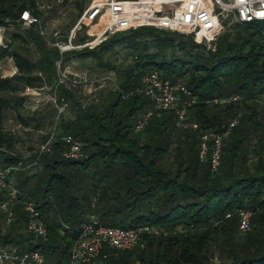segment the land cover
Here are the masks:
<instances>
[{
  "label": "trees",
  "instance_id": "obj_1",
  "mask_svg": "<svg viewBox=\"0 0 264 264\" xmlns=\"http://www.w3.org/2000/svg\"><path fill=\"white\" fill-rule=\"evenodd\" d=\"M76 9L79 13L74 23L84 6L77 3ZM26 10L41 16L38 0H0V28L21 26L19 21ZM224 24L215 51L194 36L153 27L120 32L93 50L73 51L63 57L58 49H39L38 61L15 47L19 41L26 42L24 37L13 35L7 40L0 47V66L12 59L17 73L8 78L0 76V169L21 162L4 150L13 146L4 128L5 116L24 108L25 99L17 95L27 89L56 87L59 63L71 58L121 72L113 60L126 51L131 64L122 71L119 91L88 105L64 86H57L55 111L70 102L74 117L63 118L53 133L56 140L50 151L34 159L36 165L40 161L42 172L18 179V189L38 203L49 240L30 243L23 206L16 204L11 225H6L0 213V245L40 250L46 256L59 252L65 241L60 263L65 264L79 227L95 215L106 226L128 229L147 225L162 233L144 236L130 251L108 249L106 258L92 264H213L211 248L218 232L231 236L234 230L239 231L238 213L250 209L255 213L251 231L242 234L227 264H264V22ZM23 29L34 42L43 40L36 27ZM86 39L79 38V42ZM153 71L162 72L192 92L198 103L189 108L193 112L190 119L206 130L223 132L233 114L242 107L246 111L225 142L218 173L213 174L209 163L200 160L196 131L184 129L180 143L176 140L173 112L155 111L146 129L135 132L141 115L154 110V105L148 97L134 92L141 77ZM235 96L241 100L219 115L212 113L214 101ZM257 102L262 104L259 111ZM21 121L29 126L23 118ZM66 135L82 143L81 160L64 158L68 148L62 137ZM49 139L45 138L46 143ZM172 155L175 160L167 165ZM6 199L7 190L0 191V204ZM62 223L74 233L64 234Z\"/></svg>",
  "mask_w": 264,
  "mask_h": 264
},
{
  "label": "built area",
  "instance_id": "obj_2",
  "mask_svg": "<svg viewBox=\"0 0 264 264\" xmlns=\"http://www.w3.org/2000/svg\"><path fill=\"white\" fill-rule=\"evenodd\" d=\"M226 22L229 24L264 22V0H93L80 16L69 37L64 38L59 33L54 35L53 47L58 49L63 57L73 51L93 50L117 33L153 27L194 36L197 40L204 41L208 50L215 51ZM19 25L26 29L39 28V34L45 36L40 17L33 15L29 10L22 13ZM84 27L96 28L97 32L91 34L95 38L83 45H74L77 32ZM5 31L6 28H0V47L5 45L3 37ZM73 78L75 83L84 80L80 75H74ZM66 80H69L67 75L62 73L58 78L59 85ZM134 93L148 97L154 105V110L145 112L137 121L136 133L146 129L155 111L173 112L179 127L196 131L200 160L209 163L213 174L220 171L225 142L232 135L237 122L230 123L223 132L206 130L197 122H189L188 109L198 101L193 98L192 92L186 86L174 84L159 71L143 75ZM240 100V96H235L225 102L233 103ZM55 140L56 135L53 134L42 147L41 153L50 151ZM62 141L68 148L63 154L66 160L77 161L84 157L83 145L79 140L66 135L62 137ZM15 171H17L15 167L0 169V191L7 190V199L0 204V213L5 216L6 225H11L15 219L14 207L21 204L26 215V232L32 237L30 243H47L49 231L38 203L25 197L11 183V176ZM238 215L240 233L250 232L255 213L250 209H242ZM230 218L231 215H228L227 219ZM62 227L64 234L74 233L70 226L62 223ZM161 233L160 229L147 225L128 229L106 226L95 215H90L79 227L65 264H92L100 257L106 258L105 252L108 249L117 252L130 251L141 244L144 236H159ZM0 264H45V257L40 250L29 252L22 246L0 245Z\"/></svg>",
  "mask_w": 264,
  "mask_h": 264
},
{
  "label": "rangeland",
  "instance_id": "obj_3",
  "mask_svg": "<svg viewBox=\"0 0 264 264\" xmlns=\"http://www.w3.org/2000/svg\"><path fill=\"white\" fill-rule=\"evenodd\" d=\"M93 0H38V10L41 13L40 17L42 22V30L45 31V36L42 37L43 40L40 42H34L31 40L29 34L21 26H13L10 31L6 30L3 33L5 38L4 44L7 40L11 39L13 35H20L26 39V42L19 41L15 44V47H20L21 52L27 57L34 61H38L40 58V50L45 49H56L53 47L54 35L59 33L64 38L70 36L72 30L76 26L77 22L74 23L79 11L76 9V4L84 6V10ZM33 14V13H32ZM34 15V14H33ZM36 16V15H35ZM39 28L36 29V33ZM88 30L84 28L77 32L76 39L74 40V45H80L83 42H79V38L87 37ZM38 34V33H37ZM41 47V48H38ZM40 49V50H39ZM127 52L121 51L118 53V59H114V64L117 65L118 69L121 71H110L99 69L96 64L91 61H77L74 58L61 63L60 68L58 67V76L65 73L69 80L59 85L58 78L56 77V87H45L42 90H26L25 93L17 95L18 98L25 99L24 108L18 112L10 111L5 116L4 128L9 136L13 139L12 149L4 147L5 152L9 155L19 157L21 162L15 168L17 171L11 176V183L18 188L19 177H24L26 175L32 176L42 172V165L39 161L38 165L34 164V159L38 156L42 147L46 144L45 138H50L51 135L59 130L60 123L63 118L68 119L74 117L72 103L65 104L60 112H56V106L58 105V98L55 95V89L57 86H64L68 91L75 94L76 98L84 104H89L92 102H97L98 100H103L105 97L109 96L110 93H115L119 91L122 71L128 69L131 64V59H127ZM67 57L65 56L64 59ZM14 62L12 60L5 61L0 70V76L6 75L5 72L11 73L14 69ZM80 75L84 80L79 83L74 82V75ZM11 77V76H8ZM79 79V78H78ZM183 85L181 83H177ZM185 86V85H184ZM54 89V90H53ZM57 90L56 93H58ZM228 99H223L222 101H214L211 106L212 113H217L218 115L222 113L223 110L231 103H226ZM258 111L261 110V102H257ZM220 108H217L218 106ZM217 106V107H216ZM63 113L61 117L58 115ZM193 112L188 109V121L191 123H196L195 120L190 119V115ZM247 115L243 107L240 108L237 113L233 114L227 121L229 124L232 122H237L239 126ZM21 118H23L29 126H25L22 123ZM38 125H42L38 128ZM177 129L175 130L176 140L180 143L182 140V130L177 123L175 124ZM230 140V138H229ZM255 139H253V142ZM3 150V151H4ZM176 153V152H174ZM175 156L172 155L165 162L171 164L174 162ZM255 159H252L254 161ZM252 164V163H251ZM220 226V225H219ZM120 228V227H119ZM166 232V231H165ZM166 234V233H165ZM219 237L217 241L212 245L211 253L213 255V264H227L230 263V255L235 244L240 241L243 237L238 230H234V233L227 235V233L218 232ZM240 239V240H239ZM66 242H62L61 250L54 255L47 254L45 257V264H60L63 260V251L66 248Z\"/></svg>",
  "mask_w": 264,
  "mask_h": 264
},
{
  "label": "crops",
  "instance_id": "obj_4",
  "mask_svg": "<svg viewBox=\"0 0 264 264\" xmlns=\"http://www.w3.org/2000/svg\"><path fill=\"white\" fill-rule=\"evenodd\" d=\"M84 29L85 30H88V32H87V34H86V36H87V39H86V41H84L82 44H80V45H83V44H85L87 41H90V40H93L95 37L93 36L94 34V32H97V29L96 28H89V27H84ZM7 30V29H6ZM10 31V30H9ZM91 34H93V35H91ZM4 37V36H3ZM4 42H5V38H4ZM9 61L10 60H12V59H8ZM13 61V60H12ZM14 62V61H13ZM60 64V63H59ZM15 65V64H14ZM2 66V65H1ZM1 66H0V70H1ZM6 73V75H4V76H2L3 78H8V76H11V77H13L16 73H17V69H16V67L14 66V69L12 70V72L9 74V73H7V72H5ZM74 75V74H73ZM28 90H32V89H28Z\"/></svg>",
  "mask_w": 264,
  "mask_h": 264
}]
</instances>
